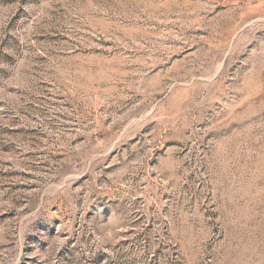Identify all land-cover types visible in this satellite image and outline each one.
<instances>
[{"label": "rangeland", "instance_id": "rangeland-1", "mask_svg": "<svg viewBox=\"0 0 264 264\" xmlns=\"http://www.w3.org/2000/svg\"><path fill=\"white\" fill-rule=\"evenodd\" d=\"M0 264H264V0H0Z\"/></svg>", "mask_w": 264, "mask_h": 264}]
</instances>
